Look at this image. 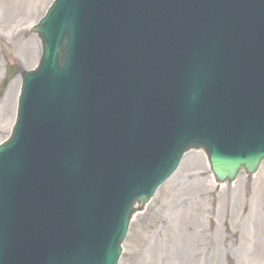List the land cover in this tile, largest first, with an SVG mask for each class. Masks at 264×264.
<instances>
[{
  "label": "rangeland",
  "instance_id": "1",
  "mask_svg": "<svg viewBox=\"0 0 264 264\" xmlns=\"http://www.w3.org/2000/svg\"><path fill=\"white\" fill-rule=\"evenodd\" d=\"M53 1L0 0V83L8 63L37 67L41 42L30 29ZM21 84L14 79L0 102V143L15 122ZM119 264H264V163L253 178L241 173L218 187L204 153L187 154L133 220Z\"/></svg>",
  "mask_w": 264,
  "mask_h": 264
},
{
  "label": "water",
  "instance_id": "2",
  "mask_svg": "<svg viewBox=\"0 0 264 264\" xmlns=\"http://www.w3.org/2000/svg\"><path fill=\"white\" fill-rule=\"evenodd\" d=\"M257 1L258 3H262L264 5V0ZM88 7L90 8V14L92 16H96L101 19L103 18L109 21H113L116 18L117 7L112 4L108 6L103 17L104 11L101 7H99L95 0H57L53 8L49 11L47 18L44 19L34 30V32H38L40 34V37L43 40L44 57L42 59V69L38 72L37 77L36 75H31V73L25 74L24 81H28V79L31 82L35 81L34 79L37 80L39 78V74H44L49 70L48 68L51 70H57L60 68L58 61L59 57L56 54L54 48H57L60 52H63L62 57L66 62L68 60V55L66 56V53L69 51L70 46H75L77 43H80V47L81 42H78L77 37L73 35L76 23V15L78 18L83 19ZM115 26L119 29L120 34H130L135 40H138V38L133 35L136 34L137 31L133 22L123 20L120 22V25L117 26L115 24ZM104 27H106V25H103V23L97 25L98 32H102ZM232 45V42L229 41L225 44V47L229 48ZM99 47L104 55L115 54L120 50L114 48L110 41L101 42ZM79 52H82V49H80ZM73 61L80 62L83 60L73 58ZM263 66V61L257 64L258 69ZM175 70L178 71V68H175ZM16 71V67H9V75L3 84V90L7 87L10 79ZM30 75L32 77H28ZM136 79H139V76L136 77ZM197 91V97L199 98V102L205 112H213L215 109H217V107H219V102L203 87H199ZM240 106L242 105L238 104L236 106H231V108ZM21 117L19 124L16 127L15 133L9 142L10 144L8 143L0 147L1 156H9L7 155V152L12 145V141L18 138ZM207 127L208 135L206 137L205 143L195 142V145L203 146L209 153L212 171L219 183H223L225 181L232 182L242 167H245L249 174L254 173L257 170L260 162L264 159V150H262L254 159L251 158L250 151H247L246 154H241V156H239L236 153V150H238L239 147L233 145L230 150L227 148L228 143L224 141L226 139L232 140L230 139L232 136L239 138L238 136L241 133L235 132L233 134L234 131L231 130L233 128H229L227 124L222 123L221 118H218V121L209 120ZM226 133L229 134V137L226 136ZM256 133H260L262 135L259 138V141H263L264 128L260 125L255 126L254 134ZM243 138L244 143H248L255 148L257 147V143H255L256 141L253 143L247 137ZM216 142H219L221 145L215 149L216 151H214V145ZM5 163V158L0 160V171H5ZM108 193L109 190L108 192H105L107 195ZM105 194H101L98 199H103ZM150 197L140 196L131 188H127L125 190L121 189L120 191L116 192L113 198L108 196V199L104 200L98 208L101 210V215L99 216L97 222H92V231L88 234H84L83 238L80 239V242L83 243L84 246L83 252L85 254L90 252L89 258L82 264H117L121 253L120 245L124 239V236H121L123 233L126 234L127 232L131 215L135 212V203L139 202L140 204H144L150 199ZM94 216L95 214L91 212L86 217L88 220H91ZM60 257L62 258V256ZM66 257L67 258L64 260V264H81L78 255L73 257H71V255H67ZM50 260L51 262L49 261L47 264H62L61 262L57 263L54 260V256H51Z\"/></svg>",
  "mask_w": 264,
  "mask_h": 264
},
{
  "label": "bare ground",
  "instance_id": "3",
  "mask_svg": "<svg viewBox=\"0 0 264 264\" xmlns=\"http://www.w3.org/2000/svg\"><path fill=\"white\" fill-rule=\"evenodd\" d=\"M21 14H23V12L22 11H20L19 13H17V14H11L10 15V19H9V21L11 22L13 19H15V18H17L18 16H21ZM4 17H6V15H4Z\"/></svg>",
  "mask_w": 264,
  "mask_h": 264
}]
</instances>
